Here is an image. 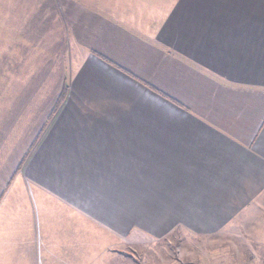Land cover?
<instances>
[{
    "label": "crops",
    "instance_id": "obj_1",
    "mask_svg": "<svg viewBox=\"0 0 264 264\" xmlns=\"http://www.w3.org/2000/svg\"><path fill=\"white\" fill-rule=\"evenodd\" d=\"M175 228L264 245V0H0V264Z\"/></svg>",
    "mask_w": 264,
    "mask_h": 264
},
{
    "label": "rangeland",
    "instance_id": "obj_2",
    "mask_svg": "<svg viewBox=\"0 0 264 264\" xmlns=\"http://www.w3.org/2000/svg\"><path fill=\"white\" fill-rule=\"evenodd\" d=\"M254 237L235 229L218 235H195L181 228L163 236L133 231L104 251L111 258L104 264H264V245Z\"/></svg>",
    "mask_w": 264,
    "mask_h": 264
},
{
    "label": "trees",
    "instance_id": "obj_3",
    "mask_svg": "<svg viewBox=\"0 0 264 264\" xmlns=\"http://www.w3.org/2000/svg\"><path fill=\"white\" fill-rule=\"evenodd\" d=\"M189 264H192V263H189Z\"/></svg>",
    "mask_w": 264,
    "mask_h": 264
}]
</instances>
